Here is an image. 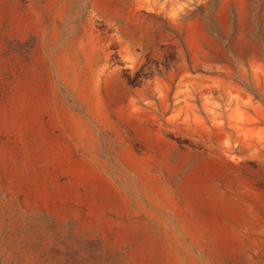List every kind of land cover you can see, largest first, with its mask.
I'll return each mask as SVG.
<instances>
[{"label": "rangeland", "instance_id": "374dc122", "mask_svg": "<svg viewBox=\"0 0 264 264\" xmlns=\"http://www.w3.org/2000/svg\"><path fill=\"white\" fill-rule=\"evenodd\" d=\"M0 264H264V0H0Z\"/></svg>", "mask_w": 264, "mask_h": 264}]
</instances>
